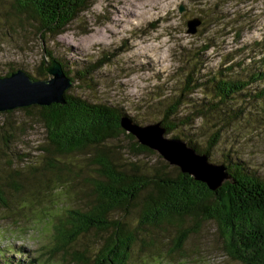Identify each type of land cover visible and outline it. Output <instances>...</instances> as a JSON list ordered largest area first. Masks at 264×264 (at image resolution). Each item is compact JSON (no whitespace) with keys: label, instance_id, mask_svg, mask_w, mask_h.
Wrapping results in <instances>:
<instances>
[{"label":"rangeland","instance_id":"obj_1","mask_svg":"<svg viewBox=\"0 0 264 264\" xmlns=\"http://www.w3.org/2000/svg\"><path fill=\"white\" fill-rule=\"evenodd\" d=\"M12 5L13 0H0V78L10 70H22L31 79H50L40 72L47 58L44 49L66 66L71 77L93 64L97 69L91 80H77L68 93L119 107L142 127L157 124L166 106L180 97L177 119L183 124L165 138L176 135L202 150L219 130L209 163L239 159L264 180V85L252 84L236 95L218 119L197 117L199 107L212 100L208 90L189 94L183 87L193 64L197 72L192 79L200 82L247 80L258 71L264 73V0H94L64 33L44 42L28 18L16 19ZM192 18H200L204 25L190 36L186 23ZM205 45L210 48L202 53ZM22 109L0 113V192L7 203L6 208L0 205V264H82L71 255L86 249V257L93 259L106 235L90 232L63 251L55 246L54 227L66 221L68 210L84 209L89 193L84 180L94 171L82 154L61 158L80 177L70 193L48 189L45 183L51 174L38 150L45 145V129L37 109ZM109 145L114 160L141 170L158 160L165 163L157 153L135 157L124 135ZM17 170L19 176L14 175ZM11 178L22 188H10ZM111 219L126 224L135 235L126 264H239L225 255L213 222L199 225L182 249L174 251L176 224L139 225L136 206ZM194 226L190 219L180 223L181 228Z\"/></svg>","mask_w":264,"mask_h":264},{"label":"trees","instance_id":"obj_2","mask_svg":"<svg viewBox=\"0 0 264 264\" xmlns=\"http://www.w3.org/2000/svg\"><path fill=\"white\" fill-rule=\"evenodd\" d=\"M92 1L94 0H13L12 7L16 12V19L20 21L28 18L39 39L44 42L46 38L64 33L69 24L86 10ZM203 25L201 23V27ZM209 48L210 46L205 45L201 52L204 53ZM44 54L47 58H53L45 49ZM55 60L60 64L65 76L71 79L72 85L77 80H91L90 75L97 69L92 64L76 71L71 77L66 66L59 59ZM43 71L40 69L42 75L45 72ZM13 72L14 70H10L4 77ZM196 72V64H193L186 75L184 90L189 94L197 89L208 90L207 95L212 98L210 102H204L199 107L200 113L197 117L209 115L218 119L223 108H226L236 95L243 94L252 84L264 85V73L261 71L250 75L247 80L208 78L201 82L192 79ZM32 80H42V77L38 76L36 80ZM262 90L264 92V87ZM68 91L69 89L64 93L65 101L62 105L30 106L22 109H37L38 118L45 129V145L38 150L44 158V169L51 174L45 183L48 189L55 187L52 189L54 191L62 188L70 193L72 184L80 177L79 171L63 163L61 158L82 154L87 167L94 171L92 178L84 180L89 188L84 209L68 210L66 221L54 227L55 246L66 251L69 244L81 236L90 232L103 233L106 236L93 252V259L86 257L88 251L84 249L82 253L76 251L71 255L74 262L126 264L136 238L126 224L112 220L111 216L117 212L128 213L136 206L139 209V225L157 228L164 224L178 226L172 241L174 251L182 249L199 225L213 222L227 257L239 264H264V180L250 173L241 160L229 159L224 165H219L224 167L227 179L218 189L210 191L204 183L195 181L191 175L182 173L178 167L163 163L162 160L142 170L133 163L127 165L122 159L121 162L116 161L109 144L117 141L122 135L130 140L135 157L154 155L156 152L135 142L133 136L122 130V117H127L137 124L122 109L90 103L70 95ZM182 102L179 97L164 109L158 124L163 128L165 136L172 134L183 124L177 119ZM220 136L219 130L212 133L202 150L188 139L182 142L194 150L195 154L205 156L209 163V157L218 145ZM171 139L179 140L176 135ZM19 173L18 170L14 171L15 176H19ZM8 185L16 191L22 188L13 178ZM0 205L7 207L1 192ZM185 219L192 220L195 226L181 228L180 223Z\"/></svg>","mask_w":264,"mask_h":264},{"label":"water","instance_id":"obj_3","mask_svg":"<svg viewBox=\"0 0 264 264\" xmlns=\"http://www.w3.org/2000/svg\"><path fill=\"white\" fill-rule=\"evenodd\" d=\"M182 11L180 6L179 12ZM201 23L200 18L187 21L186 35H195ZM44 62V71L51 77L48 80L34 81L21 70L0 78V113L30 106L64 104V93L70 89L72 81L55 59L44 58ZM120 127L140 145L156 152L168 165L178 167L182 173L204 183L210 191L218 189L227 179L223 166L208 163L205 156L195 154L180 140L165 138L158 123L142 127L122 117Z\"/></svg>","mask_w":264,"mask_h":264}]
</instances>
